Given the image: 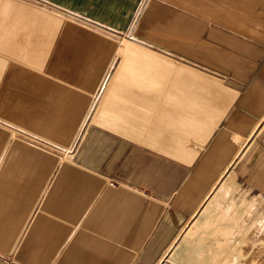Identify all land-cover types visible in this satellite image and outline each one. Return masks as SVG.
<instances>
[{
  "label": "crops",
  "instance_id": "crops-1",
  "mask_svg": "<svg viewBox=\"0 0 264 264\" xmlns=\"http://www.w3.org/2000/svg\"><path fill=\"white\" fill-rule=\"evenodd\" d=\"M18 2L0 0V264H182L188 229L264 206V0H74L113 27L58 61L20 48Z\"/></svg>",
  "mask_w": 264,
  "mask_h": 264
},
{
  "label": "rangeland",
  "instance_id": "rangeland-1",
  "mask_svg": "<svg viewBox=\"0 0 264 264\" xmlns=\"http://www.w3.org/2000/svg\"><path fill=\"white\" fill-rule=\"evenodd\" d=\"M73 3L74 0H19L20 48L26 49L33 46L36 56L42 57V54L46 53L47 56H51L46 59L58 61V56L61 54L63 59L66 57L65 59L69 60L74 56L76 46L82 42L84 46L86 43H90L85 40L78 41L79 34H83L84 38L85 36L89 38L92 33L108 34L110 30L108 28L113 26L107 23L96 24L90 20V3L86 6L84 3L82 5V20L79 19L80 14V16L75 15ZM27 18L30 20L28 21ZM83 48L85 49V47ZM86 48L88 49V47ZM185 237L188 243L180 241L174 247V251L172 249L168 255L172 259L174 254V262L176 260L181 261L182 264L209 263L212 257L208 255V250L216 249L227 238L228 247L225 250L216 251L217 258L222 254L220 259L222 264H264V206L254 209L253 212L251 207L242 218L235 222L231 232L226 235L222 233L220 238L216 236L210 240L207 234L203 241L201 230L198 233L197 229L193 227L187 230ZM185 248L189 251L182 258L186 253Z\"/></svg>",
  "mask_w": 264,
  "mask_h": 264
},
{
  "label": "built area",
  "instance_id": "built-area-1",
  "mask_svg": "<svg viewBox=\"0 0 264 264\" xmlns=\"http://www.w3.org/2000/svg\"><path fill=\"white\" fill-rule=\"evenodd\" d=\"M111 183V182H110Z\"/></svg>",
  "mask_w": 264,
  "mask_h": 264
}]
</instances>
